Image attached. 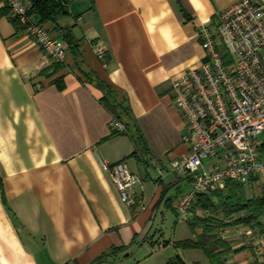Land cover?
<instances>
[{
    "label": "crops",
    "instance_id": "1",
    "mask_svg": "<svg viewBox=\"0 0 264 264\" xmlns=\"http://www.w3.org/2000/svg\"><path fill=\"white\" fill-rule=\"evenodd\" d=\"M239 1L71 0L67 14L41 24L73 43L62 65L16 30L10 12L0 17V264H210L202 251L174 246L201 233L191 229L195 217L213 220L229 264H264V214L219 226L216 199V211L192 207L186 238L162 245L156 236L190 190L188 177L169 170L190 152L171 82L205 61L199 27H215L216 15ZM96 78L118 95L128 134L111 136ZM120 161L139 179L133 208L103 171ZM237 184L247 200L264 187ZM218 192L227 195L226 185ZM134 255L142 258L134 263Z\"/></svg>",
    "mask_w": 264,
    "mask_h": 264
},
{
    "label": "built area",
    "instance_id": "2",
    "mask_svg": "<svg viewBox=\"0 0 264 264\" xmlns=\"http://www.w3.org/2000/svg\"><path fill=\"white\" fill-rule=\"evenodd\" d=\"M4 3L46 57L61 65L67 61L66 43L32 22L28 0ZM198 32L205 61L171 82L173 104L186 123L190 143L187 157L173 160L169 169L190 179V190L173 204L178 224L189 223L201 196L229 182L264 183V142L258 140L264 135V0H240L216 15L215 27L204 24ZM104 53L97 48L95 55L103 58ZM112 130L126 133L116 120ZM103 171L119 198L133 208L138 177L123 161L106 162Z\"/></svg>",
    "mask_w": 264,
    "mask_h": 264
},
{
    "label": "trees",
    "instance_id": "3",
    "mask_svg": "<svg viewBox=\"0 0 264 264\" xmlns=\"http://www.w3.org/2000/svg\"><path fill=\"white\" fill-rule=\"evenodd\" d=\"M69 2H71V0H35L30 4L29 16L31 17L33 15L37 20V24L53 22L57 16L60 17L61 15L67 14L68 5L70 4ZM8 12L9 9L7 7L5 10H1L0 17L6 16ZM10 20L16 30L21 28L17 21L12 19V17ZM66 43H68L71 49H74L73 43H71L70 40H67ZM94 82L102 92L101 94H103V107L110 112L113 120H116L123 125L126 132L125 134H128L127 125H124L121 119V114L123 112L122 104L118 101V95L115 93V90L110 85L97 78ZM57 87L59 90H63L64 86L61 81H57ZM110 133L111 136L121 134L115 130H112ZM226 187L228 189V193H226L227 195H223L221 192L217 191L209 194V196H201L196 203V208L213 211L216 208L214 207L212 200H218L221 203L219 207H221V210L223 211V219L218 221L219 226H222L223 221L231 219L234 215L243 212L247 213L250 219L259 218L264 214V189L259 196L247 200L245 193H243L245 192V189L242 185L235 182H229L226 184ZM194 219L195 220L191 224V229L195 232L196 229L202 228L201 233L196 235L195 240H185L174 243L175 248L202 251L208 258L207 260H209L210 264H229L225 259L230 249L220 235L216 233L218 231L213 226V220H211V218L201 219L198 217H195ZM168 244L169 243L163 242L162 245ZM166 264H183V262L180 258H176L167 261Z\"/></svg>",
    "mask_w": 264,
    "mask_h": 264
},
{
    "label": "rangeland",
    "instance_id": "4",
    "mask_svg": "<svg viewBox=\"0 0 264 264\" xmlns=\"http://www.w3.org/2000/svg\"><path fill=\"white\" fill-rule=\"evenodd\" d=\"M260 141H264V135L260 136L258 139ZM264 188L260 187L257 188V190H260V193L263 191ZM248 195H251L250 191H252L249 187L246 189ZM244 193V192H243ZM258 193V192H257ZM221 204V203H220ZM220 204H218L216 207H219ZM221 208V207H219ZM214 217L218 216V221L220 219H223V211L221 210L219 214H213ZM195 220V219H194ZM193 220V221H194ZM174 221H176V218L172 216V214L168 215L165 218L164 224L162 225L160 232H158L157 240H160L161 243L166 242L169 243L173 240L183 239L186 238L185 236L189 233V228L186 224H179L177 225ZM169 253V252H168ZM140 255H134L132 262H137V260H140L142 258Z\"/></svg>",
    "mask_w": 264,
    "mask_h": 264
}]
</instances>
